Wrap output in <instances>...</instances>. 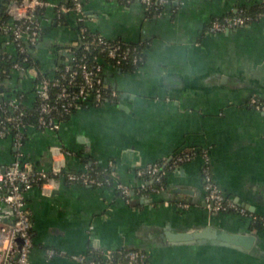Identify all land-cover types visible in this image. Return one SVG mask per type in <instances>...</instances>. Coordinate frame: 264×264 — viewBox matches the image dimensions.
I'll return each instance as SVG.
<instances>
[{
  "label": "crops",
  "instance_id": "0c3cea01",
  "mask_svg": "<svg viewBox=\"0 0 264 264\" xmlns=\"http://www.w3.org/2000/svg\"><path fill=\"white\" fill-rule=\"evenodd\" d=\"M254 1L182 0L175 12L149 18L137 2L84 0L87 26L107 39L141 44L145 61L128 71L106 65L115 101L74 111L57 131L29 130L20 149L31 166L45 170L53 162L77 172L112 160L116 178L132 195L126 201L113 197L110 188L64 180L46 190L31 187L25 192L31 264H77L47 259L48 247L66 254L138 248L148 254L146 264H264V229L252 228L235 211L213 213L206 206L199 155L168 170L159 193L138 192L142 181L135 175L137 167L180 151L207 150L213 180L225 197L264 216V113L247 104L252 95L264 100V20L217 34L204 31L212 17ZM40 23L42 35L31 55L48 72L60 55L56 47L74 42L77 28L71 14L67 24L56 23L52 8ZM2 40L0 51H13ZM32 85L31 75L13 71L0 92H29ZM14 154L11 139H1L0 165ZM206 227L253 239L244 248L209 238L175 243L164 235Z\"/></svg>",
  "mask_w": 264,
  "mask_h": 264
},
{
  "label": "built area",
  "instance_id": "2783aa9c",
  "mask_svg": "<svg viewBox=\"0 0 264 264\" xmlns=\"http://www.w3.org/2000/svg\"><path fill=\"white\" fill-rule=\"evenodd\" d=\"M116 1L120 4L124 1L128 5L137 2L144 13L152 11L157 16L168 9L172 12L171 4L175 0ZM177 1L179 4L182 0ZM257 2L261 3L259 17L264 20V0ZM46 8L53 9L55 21H59L62 14L73 16L74 23L79 25L78 34L90 38L83 44L85 51L90 53V49L96 50L91 59L86 53L80 58L75 56L73 47L78 43L75 39L70 45L58 50L59 58L50 71L44 72L39 67L27 66L26 53L31 54L40 39L41 11ZM241 12L242 10H235L236 14L211 19L206 32L217 34L247 26L250 17ZM6 13L9 18L0 23V37L5 45L13 47V51H2L5 53L2 60L11 63V73L15 71L31 75L33 85L29 92L19 89H15L17 92L9 89L8 94L0 92V140L10 138L15 149L13 159L7 165H0V264H31L30 254L34 246L32 219L25 200V192L31 187L38 185L46 190L58 186L60 181L64 180L85 186L110 188L113 197L126 201L130 199L132 189L116 178L112 160L98 166L99 168L84 166L83 170L77 172L65 171L62 165L56 162H53L49 170L31 166L24 159L20 149L28 131H57L66 117L74 111L115 101L118 93L105 80V66L111 65L117 69L128 66L138 69L145 60L141 45L114 42L89 28L86 24L84 0H69L67 4H52L47 0H8ZM16 55L21 56L20 61L16 59ZM10 75H6L4 79L0 78V83ZM247 104L264 113V100L252 95ZM32 110L35 111V117L33 123H29L26 117L32 114ZM54 149L56 152L67 153L60 147ZM195 155L202 159L201 184L206 206L211 212L235 211L250 221L259 218L225 197L213 180L207 150L190 148L174 154L167 160L162 159L137 167L135 175L142 181L138 192L145 195L158 193L163 185L156 188L152 184L161 183L168 170L180 166ZM44 252L47 259L68 258L77 264H146L148 258V254L138 248H93L82 253L66 254L64 251L48 247Z\"/></svg>",
  "mask_w": 264,
  "mask_h": 264
},
{
  "label": "trees",
  "instance_id": "16d2710c",
  "mask_svg": "<svg viewBox=\"0 0 264 264\" xmlns=\"http://www.w3.org/2000/svg\"><path fill=\"white\" fill-rule=\"evenodd\" d=\"M180 1V0H179ZM250 0H247V2H249ZM7 2H8V0H2V2L0 3V23L1 22H3V21H7L8 20V15H7V13H6V5H7ZM67 4V3H66ZM122 5H128L126 2H124V1H122V3H121ZM260 5H261V3L260 2H257V1H254V2H250V4H247V3H245V4H240L237 8H236V11H240V10H242V14L243 15H246V16H249L250 17V20L247 22V25H250V24H252V23H254V22H258V21H260L261 19H260V17H259V13H260V11H261V7H260ZM177 7H178V5L177 6H174V5H172L171 4V8H172V12H175V10L177 9ZM42 12V14H43V12H44V10L43 11H41ZM145 14V16L146 17H149V18H151V17H154L155 16V12H145L144 13ZM233 14H236L235 13V11L234 12H232V13H227V14H224V15H220V16H214V17H212L211 19H215V18H221L222 16H225V15H233ZM210 19V20H211ZM210 20H209V22H210ZM67 22H68V14H62V16H61V18H60V20L59 21H56V23H58V24H67ZM209 22L207 23V25H206V27H205V29H204V31L206 32L207 31V29H208V25H209ZM75 26H76V28H77V37H76V39H77V41H78V43H77V46H74L73 47V50H74V53H75V56L77 57V58H80L84 53H86L87 54V56H88V58L89 59H91V57L92 56H94V54H96V50H94V49H90V53H87L86 51H85V49H84V43L86 42V41H88V40H90V38L89 37H81V34H78V28H79V25H76L75 24ZM244 27V26H243ZM87 30H89V29H87ZM41 35H42V28H41V33H40V38H41ZM112 40V39H111ZM112 41H119L120 43H129V44H134V43H131V42H126V41H123V40H120V39H114V40H112ZM138 45H141V44H138ZM142 46V45H141ZM62 47H56V51H58L59 49H61ZM4 55H5V53L4 52H2V51H0V78L1 79H4V77L6 76V75H10L11 74V69H10V65H11V63L10 62H4L3 60H2V58L4 57ZM26 56L28 57V64H27V66H35V67H39L38 66V63H37V61L32 57V55L30 54V53H26ZM16 59L18 60V61H20V59H21V56L20 55H16ZM144 60H145V56H144ZM120 70H124V71H128V70H135V69H133L132 67L130 68V67H128V66H123V67H120L119 68ZM4 81V80H3ZM2 81V82H3ZM13 91H15V92H17V90H13ZM8 92H9V89H7V90H4V93H6V94H8ZM12 92V91H11ZM34 117H35V111L34 110H32V114L31 115H28L27 117H26V120L29 122V123H33V119H34ZM69 116H67L66 117V119L68 118ZM65 119V120H66ZM24 142H25V139H24ZM23 142V143H24ZM91 167H95V168H99L98 166H95V165H91ZM159 185H163V187H164V176L162 177V180H161V183H153L152 184V186L153 187H156V188H158L159 187ZM159 193V192H158ZM227 198V197H226ZM259 218H257L256 220H251L250 222H251V227L252 228H255V229H260V228H262V229H264V225H263V221H264V216H260V215H257ZM260 217H262V218H260Z\"/></svg>",
  "mask_w": 264,
  "mask_h": 264
},
{
  "label": "water",
  "instance_id": "95a60500",
  "mask_svg": "<svg viewBox=\"0 0 264 264\" xmlns=\"http://www.w3.org/2000/svg\"><path fill=\"white\" fill-rule=\"evenodd\" d=\"M178 1H174V5H177ZM1 90V88H0ZM177 191H181L180 189H177ZM165 239L169 242H194L197 240H201L204 238L214 239L217 242L223 241L227 243H232L236 246L248 248L250 246V242L253 239L252 235L245 234L243 232L240 233H232L228 234L226 232L219 234L215 230H210L207 227L194 232V233H188L186 231L184 232H171V231H165L164 233Z\"/></svg>",
  "mask_w": 264,
  "mask_h": 264
}]
</instances>
